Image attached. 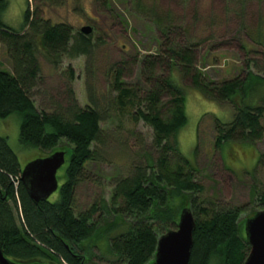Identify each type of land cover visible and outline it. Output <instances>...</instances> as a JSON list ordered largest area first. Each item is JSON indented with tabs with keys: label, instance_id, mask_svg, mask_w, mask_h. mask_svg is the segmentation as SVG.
<instances>
[{
	"label": "trees",
	"instance_id": "obj_1",
	"mask_svg": "<svg viewBox=\"0 0 264 264\" xmlns=\"http://www.w3.org/2000/svg\"><path fill=\"white\" fill-rule=\"evenodd\" d=\"M98 1L109 8V0ZM7 7L8 1L0 0V120L20 114V144L45 153L39 157L65 150L67 162L62 176L58 175L63 183L57 197L36 203L21 180L18 155L9 145L8 137L0 135V242L5 256L22 264H92L94 249L106 240L109 251L125 264H152L159 237L174 229L181 210L189 207L197 221L189 264H244L249 245L244 231L246 220L239 221L241 209L210 211L199 206L203 187L194 181L189 158L180 152L178 145L172 144L171 138L188 123L186 90L181 82L188 76L202 94L232 106L229 122L216 120L217 148L230 142L254 145L262 140L264 100L255 99L253 90L264 83V76L250 72L244 80L208 82L196 69L195 50L202 43L197 39L190 45L174 47L162 42L158 53L142 59V75L151 86L146 98H137L124 85V67H117L110 87V92L117 93L114 99L117 109L124 114L128 107L139 106L131 116L153 129V143L159 156L155 160L147 154L145 165L137 166L133 175L121 179L111 204L95 203L77 214L75 190L88 178V164L99 159L94 144L103 135L105 118L97 104L82 108L75 99L67 108L48 113L37 108L32 96L41 84L39 55L57 66L64 57H91L92 35L75 34L67 23L52 24L32 10L29 1L24 26L16 32L1 20ZM168 24L162 27L165 36L178 28L187 32L174 22ZM2 45L13 71L3 68ZM134 63L139 64V58ZM164 95L170 97L172 106L167 120L159 111ZM173 157L177 159L175 166ZM257 166L264 168V154L259 155ZM252 198L264 207V192ZM98 212L101 213L95 218ZM203 213L208 217L198 219Z\"/></svg>",
	"mask_w": 264,
	"mask_h": 264
},
{
	"label": "rangeland",
	"instance_id": "obj_2",
	"mask_svg": "<svg viewBox=\"0 0 264 264\" xmlns=\"http://www.w3.org/2000/svg\"><path fill=\"white\" fill-rule=\"evenodd\" d=\"M7 1L1 20L16 32L24 26L28 1L41 18L52 24L67 23L75 34L82 33L84 26L93 29L89 34L93 39L91 57H64L57 66L39 55L41 84L32 96L37 108L48 113L67 108L75 99L82 108L97 104L96 108L105 118L103 135L94 144L99 159L88 164L90 174L75 190L77 214L95 203L111 204L117 183L133 175L137 166L145 165L147 154L155 160L159 156V149L153 143V129L131 116L139 106L128 107L124 114L117 109L114 100L117 93L110 92L117 67H124V85L137 98H146L151 86L142 75V59L158 53L162 42L174 47L190 45L197 39L202 43L195 50L196 69L208 82L244 80L250 72L264 76V0H109V8L98 0ZM171 22L187 32L178 28L165 36L162 27ZM1 51L3 68L13 71L4 45ZM136 58L139 64L134 63ZM181 82L186 90L188 123L171 142L189 158L194 181L203 187L199 206L210 211L240 208L239 221H245L254 211L264 210L259 200L252 198L264 192V168L257 166L259 155L264 154V138L254 145L230 142L217 148L216 120L229 122L232 106L202 94L191 77L182 78ZM255 87L254 98L262 102L264 83ZM92 95L95 99L91 100ZM161 102L159 111L167 120L171 117L170 97L164 95ZM20 127V114L0 120V135L8 137L24 168L45 153L20 144ZM176 162L173 157V166ZM64 168L59 170V177ZM62 183L63 179L59 178V185ZM57 194L58 191L50 199H55ZM207 217L203 213L198 219ZM108 246L106 240L99 243L100 248L94 249L96 256L92 264H125Z\"/></svg>",
	"mask_w": 264,
	"mask_h": 264
},
{
	"label": "water",
	"instance_id": "obj_3",
	"mask_svg": "<svg viewBox=\"0 0 264 264\" xmlns=\"http://www.w3.org/2000/svg\"><path fill=\"white\" fill-rule=\"evenodd\" d=\"M91 26H84L81 32L92 33ZM67 152L57 150L48 156L39 157L22 168L21 180L28 194L36 203L48 201L59 190L58 172L67 162ZM197 221L193 211L184 207L175 229L159 237L152 264H189L194 246V232ZM245 239L249 252L244 264H264V210L246 219ZM0 264H22L5 256L0 242ZM33 264H46L36 262Z\"/></svg>",
	"mask_w": 264,
	"mask_h": 264
}]
</instances>
